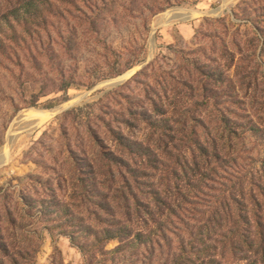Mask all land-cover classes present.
<instances>
[{"label": "rangeland", "instance_id": "obj_1", "mask_svg": "<svg viewBox=\"0 0 264 264\" xmlns=\"http://www.w3.org/2000/svg\"><path fill=\"white\" fill-rule=\"evenodd\" d=\"M185 60L190 72V61H199L222 75L214 106L200 101L193 112L208 130L217 128L220 112L229 138L237 136L230 143L233 164L224 161L223 170L249 178L261 173L264 0H0V228L3 237L15 232L32 239L29 264H88L72 234L85 251H94L90 264H165L167 245L164 253L155 248L137 258L100 254L113 251L116 240L94 250L85 228L102 224L83 203L89 192L75 188V179L86 175L73 161L99 157L90 130L113 149L106 130H124L127 102L142 99L148 85L137 80L142 70L151 76V65L155 73L175 76ZM121 88V97L113 98ZM140 128L132 133L143 141ZM179 151L188 158L182 144ZM31 197L46 202V216L28 214L23 200ZM60 205L70 212L57 211ZM7 211L17 221L14 230L5 222Z\"/></svg>", "mask_w": 264, "mask_h": 264}, {"label": "trees", "instance_id": "obj_2", "mask_svg": "<svg viewBox=\"0 0 264 264\" xmlns=\"http://www.w3.org/2000/svg\"><path fill=\"white\" fill-rule=\"evenodd\" d=\"M188 62L182 61L183 68H176L175 76L159 69L155 73L151 65L152 77L145 76V69L137 75L148 85L142 99L127 102L124 130H106L113 149L99 143L98 134L90 130L99 157L94 162L73 161L77 172L86 175L75 179V188L89 192L83 203L94 209L90 215L95 224L102 225L98 229L87 225L85 235L98 252L109 241L118 242L113 251H101L102 255L129 252L137 258L140 251L149 254L155 248L164 253L167 245L165 264H264V170L251 178L223 170L224 161L233 164L230 143L237 136L233 133L234 138H229V122L220 112L216 111L213 123L217 128L209 130L193 112L201 104L214 106L215 86L222 75L216 76L217 71L199 61H190V72ZM186 74L189 80H183ZM121 90L111 96L120 98ZM136 126L137 133L141 126L146 131L143 141L132 133ZM216 140L223 145L217 146ZM180 144L187 159L180 154ZM23 202L29 215L48 213L44 200L31 197ZM58 210L70 212L67 205ZM98 215L112 221H101ZM6 216L5 222L14 230L17 221L9 211ZM1 232L2 228L0 264H29L32 239L15 232L3 237ZM68 238L90 264L94 251H85L73 234Z\"/></svg>", "mask_w": 264, "mask_h": 264}, {"label": "bare ground", "instance_id": "obj_3", "mask_svg": "<svg viewBox=\"0 0 264 264\" xmlns=\"http://www.w3.org/2000/svg\"><path fill=\"white\" fill-rule=\"evenodd\" d=\"M126 77V76H125ZM120 80V79H119ZM33 130V129H32Z\"/></svg>", "mask_w": 264, "mask_h": 264}, {"label": "water", "instance_id": "obj_4", "mask_svg": "<svg viewBox=\"0 0 264 264\" xmlns=\"http://www.w3.org/2000/svg\"><path fill=\"white\" fill-rule=\"evenodd\" d=\"M120 79H122V78H120Z\"/></svg>", "mask_w": 264, "mask_h": 264}]
</instances>
